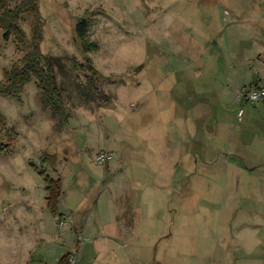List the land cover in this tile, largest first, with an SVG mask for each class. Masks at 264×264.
Here are the masks:
<instances>
[{"label": "rangeland", "instance_id": "1", "mask_svg": "<svg viewBox=\"0 0 264 264\" xmlns=\"http://www.w3.org/2000/svg\"><path fill=\"white\" fill-rule=\"evenodd\" d=\"M40 9L66 116L44 107L35 79L21 99L0 95V264H59L75 249L78 264H264V109L249 119L264 103L225 93L237 55L264 85V0ZM81 20L98 51L81 48ZM32 23L21 48L0 28V81ZM86 58L97 73L81 69ZM242 129L248 153L231 155ZM44 153L59 159L48 175L62 179L61 215L48 206Z\"/></svg>", "mask_w": 264, "mask_h": 264}, {"label": "trees", "instance_id": "2", "mask_svg": "<svg viewBox=\"0 0 264 264\" xmlns=\"http://www.w3.org/2000/svg\"><path fill=\"white\" fill-rule=\"evenodd\" d=\"M13 2L15 5L13 6ZM33 17L32 37L25 55L4 73V79L0 81V95L12 99H21L22 93L32 83L33 79L41 92L45 108L52 109L58 116L65 117V102L62 90L60 89L56 66L52 56L42 51L44 41V21L40 9V0H0V28L4 31V38L10 41L14 38L19 48L26 46L28 36L22 27L25 16ZM89 22L81 20L76 26V38L81 43L85 52L98 51L99 46L90 41ZM90 67L94 73L91 58H86V63L81 69ZM4 123V119L2 120ZM12 140V139H11ZM10 146V145H9ZM4 147H0L3 150ZM44 166L43 175L48 191V206L54 215L59 213V204L63 194L62 179H54L48 175V168L56 171L59 159L55 154L44 153L42 156ZM71 253L66 254L60 264H70Z\"/></svg>", "mask_w": 264, "mask_h": 264}, {"label": "crops", "instance_id": "3", "mask_svg": "<svg viewBox=\"0 0 264 264\" xmlns=\"http://www.w3.org/2000/svg\"><path fill=\"white\" fill-rule=\"evenodd\" d=\"M237 56L238 57H236L235 59L238 61L237 64L240 65V68L238 69L236 67V65L233 64L232 65L233 67H231L232 70H230V71L227 70V72L229 74H227L228 78H227L226 83H225V93L226 94H230L231 93V89L232 90L234 89L236 91L237 97L239 98L238 92L241 90V88H244V87L245 88H251V89L264 88V85H263V83H261L262 82L261 79H260L259 83L258 82L255 83L254 77L252 79V74H250L251 73L250 72V69H251L250 66L253 63V60L252 59H248V57H246V56L245 57L240 56V55H237ZM257 64L263 65L261 63V59H259L257 61ZM258 72H259V74L264 75V70L263 69L261 71L258 70ZM249 83H250V86L248 85ZM240 100H242V99H240ZM198 109H200V106L196 108L197 111H198ZM252 109H253V111L250 114L249 119L253 117L252 114H253L254 110L255 111L257 109L262 110V109H264V106H262V108H252ZM240 110H239V112H240ZM262 111H264V110H262ZM241 121H243V119ZM197 125H200V123H198V121H197ZM195 126H196V124H195ZM208 129H210V128H208ZM245 131L242 129L240 134H237L234 131L231 133L230 140L231 139L232 140H231L230 147H229V152H230L231 155H233V154L245 155V154L248 153L246 151V148L244 146H242L243 145V141L245 140V136L249 135V133H248L249 130L245 129ZM232 146H234V148H232ZM61 224H65V222H62ZM226 249H227V247H226ZM75 250H70L68 253L72 254V253H74ZM68 253H66V254H68ZM80 258L83 259V255H81ZM59 264H60V261H59ZM80 264H82V260H81Z\"/></svg>", "mask_w": 264, "mask_h": 264}, {"label": "built area", "instance_id": "4", "mask_svg": "<svg viewBox=\"0 0 264 264\" xmlns=\"http://www.w3.org/2000/svg\"><path fill=\"white\" fill-rule=\"evenodd\" d=\"M239 98L245 102L251 104L264 103V88H256V89H243L238 92ZM244 110H240L238 117L241 121L243 118ZM99 164H105L108 161V156L105 154L100 155L97 158ZM70 264H78V257L75 254L71 255Z\"/></svg>", "mask_w": 264, "mask_h": 264}]
</instances>
